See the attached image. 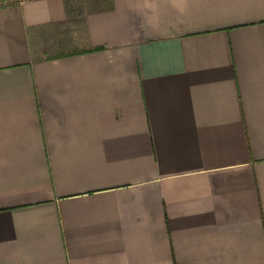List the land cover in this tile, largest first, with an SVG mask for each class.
Wrapping results in <instances>:
<instances>
[{"label":"crops","instance_id":"crops-1","mask_svg":"<svg viewBox=\"0 0 264 264\" xmlns=\"http://www.w3.org/2000/svg\"><path fill=\"white\" fill-rule=\"evenodd\" d=\"M0 264H264V0H0Z\"/></svg>","mask_w":264,"mask_h":264}]
</instances>
